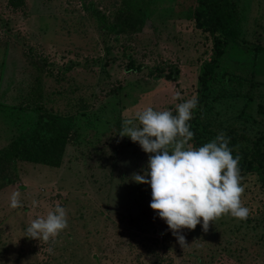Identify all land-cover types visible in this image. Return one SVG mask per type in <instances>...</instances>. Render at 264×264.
Returning a JSON list of instances; mask_svg holds the SVG:
<instances>
[{"label": "rangeland", "instance_id": "1", "mask_svg": "<svg viewBox=\"0 0 264 264\" xmlns=\"http://www.w3.org/2000/svg\"><path fill=\"white\" fill-rule=\"evenodd\" d=\"M234 1L247 43L264 49V0ZM196 6L0 0V153L42 114L73 124L59 166L15 163L19 180L0 189V264H264V183L257 174L239 167L247 220L223 215L207 232L202 222L183 229L182 248L151 209L150 185L131 179L148 171L150 154L118 135L124 119L147 107L175 115L176 104L198 97L212 40L196 28ZM117 23L122 31L109 30ZM131 59L139 69L127 68ZM226 61L248 83L241 97L215 105L213 139L225 133L233 156L264 167V57L256 61L232 43ZM157 69L174 80L154 79ZM14 191L23 207L9 206ZM57 203L68 227L55 243L25 236L30 221Z\"/></svg>", "mask_w": 264, "mask_h": 264}, {"label": "clouds", "instance_id": "2", "mask_svg": "<svg viewBox=\"0 0 264 264\" xmlns=\"http://www.w3.org/2000/svg\"><path fill=\"white\" fill-rule=\"evenodd\" d=\"M174 98L181 99L180 93ZM197 105L196 97L178 103L175 115L171 110L147 107L137 112L135 119H124L118 134L150 154L148 171L134 173L131 179L150 185L151 209L166 222L182 248L188 245L183 229L195 230L202 222L207 232L210 223L223 215L238 220L249 216L241 199L246 185L241 184L240 157H233L230 139L221 132L199 148L189 143L195 135L189 121ZM20 195L18 191L11 193V208L23 207ZM32 205L36 207L37 201ZM67 227V210L57 203L46 216L38 215L30 221L25 236L54 244Z\"/></svg>", "mask_w": 264, "mask_h": 264}, {"label": "trees", "instance_id": "3", "mask_svg": "<svg viewBox=\"0 0 264 264\" xmlns=\"http://www.w3.org/2000/svg\"><path fill=\"white\" fill-rule=\"evenodd\" d=\"M193 19L196 28L208 33L212 40V50L209 58L202 65L199 77L198 105L193 110V118L189 121L191 130L195 133L189 142L194 148H199L211 142L214 138L212 113L215 105L225 98H239L244 90V75L233 71L227 64L226 58L232 43H236L245 52L253 53L257 61L264 57L261 46L249 45L244 38L245 18L241 15L239 6L234 0H196ZM109 30L120 32V24L108 26ZM130 69H135L131 59ZM136 69H139L137 66ZM154 79L174 80V73H165L157 69ZM249 85V84H248ZM73 124L70 118L53 116L48 113L31 123L30 127L15 136L12 140V150L0 153V189L19 180L15 163H40L57 167L65 153V147L70 140ZM49 132V134H47ZM212 135V136H211ZM13 157L9 159V153ZM236 157V156H233ZM239 167L246 172L257 174L264 183V167L254 165L239 159Z\"/></svg>", "mask_w": 264, "mask_h": 264}]
</instances>
